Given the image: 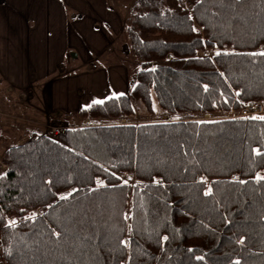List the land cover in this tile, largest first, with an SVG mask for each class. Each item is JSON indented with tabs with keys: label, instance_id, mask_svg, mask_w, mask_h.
<instances>
[{
	"label": "trees",
	"instance_id": "obj_1",
	"mask_svg": "<svg viewBox=\"0 0 264 264\" xmlns=\"http://www.w3.org/2000/svg\"><path fill=\"white\" fill-rule=\"evenodd\" d=\"M123 39L128 93L5 151V263L264 264V115H228L264 102V0H135Z\"/></svg>",
	"mask_w": 264,
	"mask_h": 264
},
{
	"label": "crops",
	"instance_id": "obj_2",
	"mask_svg": "<svg viewBox=\"0 0 264 264\" xmlns=\"http://www.w3.org/2000/svg\"><path fill=\"white\" fill-rule=\"evenodd\" d=\"M107 5V0H0V75L16 90H26L32 80H45L46 92L32 95V100L51 101V110L69 114L84 107L76 103L84 97L78 96L82 86L85 90L112 81L111 96L120 94L115 86L125 79L127 68L124 55L116 53L125 52L126 17ZM109 54L121 62L96 64ZM80 63L97 71H79ZM123 90L121 94L129 91Z\"/></svg>",
	"mask_w": 264,
	"mask_h": 264
},
{
	"label": "rangeland",
	"instance_id": "obj_3",
	"mask_svg": "<svg viewBox=\"0 0 264 264\" xmlns=\"http://www.w3.org/2000/svg\"><path fill=\"white\" fill-rule=\"evenodd\" d=\"M135 0H107V7H113L119 11L120 14L127 17L130 13L131 6ZM125 19V18H124ZM116 24V22H115ZM124 24V22H123ZM103 27V24L101 22ZM124 26V25H123ZM106 29V28H105ZM124 51H119L116 54L120 53L124 55V62L127 70L124 80H120V85L115 87L119 88L118 93H122L123 88L129 90L131 88V80L136 77L137 71L139 70V62L137 59L130 53L129 48L125 40ZM110 55V54H109ZM119 55V54H118ZM111 57L104 55L105 61L99 60L96 61L98 66H106V61L111 60L112 63L120 61L117 55L111 54ZM107 57V58H106ZM70 60V59H69ZM81 62V61H80ZM93 62V61H92ZM104 62V63H103ZM121 62V61H120ZM88 63V62H87ZM91 63V62H89ZM95 64V65H96ZM81 68L87 73H93L95 67L86 68L81 63L78 64ZM68 69V68H67ZM111 79V78H110ZM135 81V79H134ZM26 90H16L14 86L9 85L0 75V173L6 169V165L2 161V157L5 151L14 144H22L29 140L30 134L35 133H44L54 136L57 133H60L61 130L66 129L71 124V119H69V112L65 110L54 111L49 108L51 106V101L44 102L43 99L32 100V95L41 97L44 92H46L44 87L45 80L38 81L32 80ZM130 85V86H129ZM80 86V85H79ZM81 87V86H80ZM85 87V86H84ZM113 82H104L97 83L90 87H87L85 90L83 86L79 88L81 91L78 92V96H84L80 99H77V105L84 103V107L89 104L97 101H102L111 97ZM82 89L84 91H82ZM106 91V93H105ZM46 96V94H45ZM62 104L63 106V100ZM263 102V101H261ZM264 103V102H263ZM59 105V102L56 103ZM229 115V114H228ZM261 116V115H260ZM167 114H163L162 118H167ZM209 118V115H206ZM153 118L144 107H141V110L137 112V119H150ZM127 179H131V176H127ZM69 192H66L65 195H68ZM0 264H6L1 251V242H0Z\"/></svg>",
	"mask_w": 264,
	"mask_h": 264
},
{
	"label": "built area",
	"instance_id": "obj_4",
	"mask_svg": "<svg viewBox=\"0 0 264 264\" xmlns=\"http://www.w3.org/2000/svg\"><path fill=\"white\" fill-rule=\"evenodd\" d=\"M255 115H264V103L261 101H251L249 102L243 109H241L240 111H234L232 110L229 113L230 117H252ZM63 130H61V132H63Z\"/></svg>",
	"mask_w": 264,
	"mask_h": 264
},
{
	"label": "snow or ice",
	"instance_id": "obj_5",
	"mask_svg": "<svg viewBox=\"0 0 264 264\" xmlns=\"http://www.w3.org/2000/svg\"><path fill=\"white\" fill-rule=\"evenodd\" d=\"M218 55H219V53H218ZM260 55H264V53H260ZM257 119H264V117H258ZM258 154H259V152H258ZM258 179H264V178H258ZM206 194H209V193H206ZM61 199H66V197H61ZM13 223H15V222H13Z\"/></svg>",
	"mask_w": 264,
	"mask_h": 264
}]
</instances>
